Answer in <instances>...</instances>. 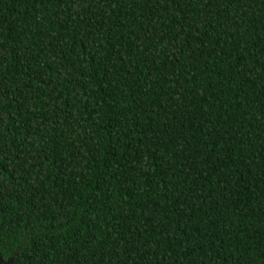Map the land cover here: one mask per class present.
<instances>
[{"label":"trees","instance_id":"trees-1","mask_svg":"<svg viewBox=\"0 0 264 264\" xmlns=\"http://www.w3.org/2000/svg\"><path fill=\"white\" fill-rule=\"evenodd\" d=\"M0 259L264 264V0H0Z\"/></svg>","mask_w":264,"mask_h":264},{"label":"rangeland","instance_id":"rangeland-1","mask_svg":"<svg viewBox=\"0 0 264 264\" xmlns=\"http://www.w3.org/2000/svg\"><path fill=\"white\" fill-rule=\"evenodd\" d=\"M0 264H7V262H3V261H1Z\"/></svg>","mask_w":264,"mask_h":264},{"label":"water","instance_id":"water-1","mask_svg":"<svg viewBox=\"0 0 264 264\" xmlns=\"http://www.w3.org/2000/svg\"><path fill=\"white\" fill-rule=\"evenodd\" d=\"M0 261H1V259H0Z\"/></svg>","mask_w":264,"mask_h":264},{"label":"flooded vegetation","instance_id":"flooded-vegetation-1","mask_svg":"<svg viewBox=\"0 0 264 264\" xmlns=\"http://www.w3.org/2000/svg\"><path fill=\"white\" fill-rule=\"evenodd\" d=\"M1 262V261H0Z\"/></svg>","mask_w":264,"mask_h":264}]
</instances>
